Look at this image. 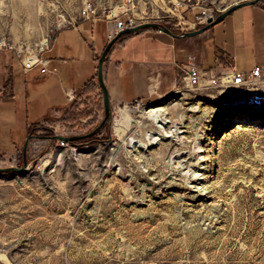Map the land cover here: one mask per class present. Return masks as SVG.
<instances>
[{"label": "rangeland", "instance_id": "1", "mask_svg": "<svg viewBox=\"0 0 264 264\" xmlns=\"http://www.w3.org/2000/svg\"><path fill=\"white\" fill-rule=\"evenodd\" d=\"M170 1L103 0L160 21ZM82 2L0 0V46L36 54ZM244 7L211 27L209 61ZM250 51L241 46L237 60H252ZM184 76L164 97L113 106L85 138L54 136L94 131L105 117L102 89L33 125L27 169L0 173V264H264V123L236 119L264 116V100L191 87ZM166 97L165 123L155 121L146 110ZM45 108L41 95L34 117ZM24 145L0 155V166L21 167Z\"/></svg>", "mask_w": 264, "mask_h": 264}, {"label": "crops", "instance_id": "2", "mask_svg": "<svg viewBox=\"0 0 264 264\" xmlns=\"http://www.w3.org/2000/svg\"><path fill=\"white\" fill-rule=\"evenodd\" d=\"M243 10L246 15L238 29L222 38L223 46H212L213 62L207 59L209 52L204 44L214 39V28L189 37L173 36L153 27L122 35L104 64L112 105L173 93L182 85L184 70L194 56L206 67L224 64L226 58L240 70L264 64V31L258 32V23L264 24V2L247 5ZM109 26L113 24L78 20L75 26L61 28L52 48L44 53L51 59L45 73L41 66H26L13 47H0V155L16 154L35 123L73 100L87 103L102 96L99 57L107 45ZM250 38L254 40L251 46L246 45ZM241 46L243 50L251 49L252 60H237ZM41 95L46 108L41 118L34 117L32 111Z\"/></svg>", "mask_w": 264, "mask_h": 264}, {"label": "built area", "instance_id": "3", "mask_svg": "<svg viewBox=\"0 0 264 264\" xmlns=\"http://www.w3.org/2000/svg\"><path fill=\"white\" fill-rule=\"evenodd\" d=\"M242 1L245 0H171L166 11L167 19L179 30V33H182L206 25L209 19H215L222 11ZM120 7L122 9L116 11L103 0H83L77 19H72L70 24L75 26L78 20L112 23L113 26H109L107 30V41H111L124 29L146 21H154L130 13L124 5H120ZM160 22L164 23L166 20ZM55 38L50 43L42 44L36 54L28 56L30 63L25 61L26 55L22 57L26 66H41V71L47 72L51 59L44 53L52 48ZM0 47L5 46L1 45ZM184 73V78L191 87H212L224 95L231 91L241 100L253 102L264 100V64H256L249 70H240L230 62V59H226L224 64L206 67L197 63L196 56H194L189 62V68L185 69Z\"/></svg>", "mask_w": 264, "mask_h": 264}, {"label": "water", "instance_id": "4", "mask_svg": "<svg viewBox=\"0 0 264 264\" xmlns=\"http://www.w3.org/2000/svg\"><path fill=\"white\" fill-rule=\"evenodd\" d=\"M261 0H246V1H242L240 3L234 4L230 7H228L227 9H225L224 11H222L215 19H209L208 23L206 25H203L200 28H197L195 30H190V31H186V32H182V33H175L170 27H168L166 24L154 20V21H146L144 23L138 24L136 26L133 27H129L127 29L122 30L121 32H119L111 41L108 42V44L106 45V47L104 48L101 56L99 57V71H98V80H99V84L100 87L102 89L103 92V100H104V110H105V117L103 119V121L100 123V125H98V127L92 131L91 133H88L86 135H73V136H66V135H62V134H56L54 137L58 138V139H64L66 141H72V140H77V139H81V138H85L86 136L89 135H93L96 132L100 131L102 126L105 124V122L108 120V118L111 116L112 110H113V105L111 102V98H110V93L108 90V87L106 85L105 79H104V64L105 61L107 59V56L110 52V50L112 49L113 45L117 42V40L124 34L129 33V34H137L140 33L142 30L146 29V28H157L160 29L166 33H169L173 36H178V37H189V36H195L197 34H200L208 29H210L211 27H213L214 25H216L217 23L223 21L229 14H231L233 11L237 10L240 7L243 6H247V5H252V4H256L258 2H260ZM34 134H29L26 141H25V145H24V149H23V154H24V162L23 165L21 167L18 166H7V167H1L0 166V173L1 172H12V171H25L28 167V148H29V143L31 141V139L33 138Z\"/></svg>", "mask_w": 264, "mask_h": 264}, {"label": "bare ground", "instance_id": "5", "mask_svg": "<svg viewBox=\"0 0 264 264\" xmlns=\"http://www.w3.org/2000/svg\"><path fill=\"white\" fill-rule=\"evenodd\" d=\"M120 5V4H119ZM122 9V8H121ZM25 61L30 63V60L28 58V56L25 57ZM168 98H163L162 100H159L158 102H156L155 104H153L149 110H146L147 113H149V115L158 122H163L165 123V121H163V119L165 117H163L164 114H168L169 112L166 111L167 109L165 108V106H162V103L164 101H166ZM236 119L238 121H242V122H251V121H257V123H264V116H258L257 114H251L249 111H237L236 112ZM170 121V120H168ZM167 121V122H168ZM161 125V124H160ZM158 138V137H157ZM153 141V140H152ZM153 144V143H152Z\"/></svg>", "mask_w": 264, "mask_h": 264}, {"label": "trees", "instance_id": "6", "mask_svg": "<svg viewBox=\"0 0 264 264\" xmlns=\"http://www.w3.org/2000/svg\"><path fill=\"white\" fill-rule=\"evenodd\" d=\"M168 27H170L175 33H178L179 31L173 26L172 23L166 21L164 22ZM109 41H107V44H108Z\"/></svg>", "mask_w": 264, "mask_h": 264}]
</instances>
